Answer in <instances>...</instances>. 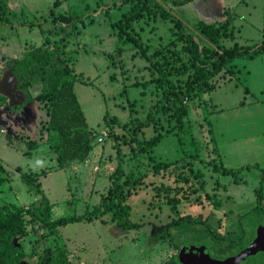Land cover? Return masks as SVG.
<instances>
[{
	"label": "rangeland",
	"instance_id": "374dc122",
	"mask_svg": "<svg viewBox=\"0 0 264 264\" xmlns=\"http://www.w3.org/2000/svg\"><path fill=\"white\" fill-rule=\"evenodd\" d=\"M160 1L187 25L218 24L229 17L233 38L221 41L225 48L264 43V0H193L184 5L173 4L179 0ZM0 5V79L9 70V59L20 57L47 36L52 40L63 36L78 78L74 91L94 136L87 161L59 168L45 141L25 154L28 140L45 138L48 120L41 103L25 108L23 122L12 121L10 132L0 129V164L8 177L1 203L22 207L38 203L40 196L28 192L21 181L25 173L40 175L41 188L53 206L52 219L80 215L98 205L112 187L118 165L121 182L131 174L142 181L134 184L126 201L138 228L123 232L108 214L92 222L31 231L16 241L27 264H37L42 252L55 247L65 249L70 264H177L179 239H170L167 225L180 217L205 224L219 239L240 237V217L256 205L260 168H264V53L234 59L228 71L214 80L215 91L186 99L188 114L181 127L171 112H152L163 99L161 87L149 82L147 61L154 49L169 43L175 24L172 15L145 17L133 24L149 46L140 49L124 42L114 26L130 7L124 0H0ZM59 15L72 18L63 33L59 24H52ZM39 91L34 86L31 94ZM6 100L0 95V107ZM148 115L156 120V127L151 123L136 128L135 123ZM158 134L163 138L156 146L134 154V135L146 142ZM245 166L249 168L236 171ZM186 184L193 191L190 200L174 206L157 192L161 186L171 187L174 196L175 188ZM198 195L199 202L194 201ZM247 219L251 216L244 222L252 223ZM255 261L264 264V254Z\"/></svg>",
	"mask_w": 264,
	"mask_h": 264
},
{
	"label": "trees",
	"instance_id": "16d2710c",
	"mask_svg": "<svg viewBox=\"0 0 264 264\" xmlns=\"http://www.w3.org/2000/svg\"><path fill=\"white\" fill-rule=\"evenodd\" d=\"M193 0L174 1V5H184ZM128 6V11L121 19L114 23L120 31V38L134 47L149 49L133 28L135 22L147 17L148 19L165 15H172L175 18L174 26L170 28L171 39L165 48H157L147 55L150 64L151 79L162 90L163 103L156 104L153 113H172L177 126H183L184 117L188 114V109L184 101L192 100L196 96L211 94L216 89L215 79L221 77L228 71L227 65L234 59L247 56L252 58L257 54L264 53V43L256 46H238L235 43L232 47L225 48L221 41L233 38V31L230 27V18L218 24H206L199 21L193 25L183 23L182 19L175 15L171 8L166 7L160 0H124ZM2 8V5H0ZM162 18V19H163ZM70 16L59 15L52 19V24H59L60 32H65V26L71 23ZM2 21V19H0ZM92 22V20H90ZM48 31V35H51ZM52 40L50 36L45 37L39 45L29 46L18 58H11L8 62V69L13 74L17 88L24 97V101L17 107L26 106L34 102L41 103L47 110L48 120L44 128L46 136L40 141H27L29 154L31 150L38 148L39 142L45 141L48 147L55 154V160L59 168H65L74 162H85L88 160L93 150V135L89 129L85 114L79 104L74 91V84L78 80L74 73V68L68 58L69 52L65 38ZM119 55L120 50H116ZM156 73V75L153 74ZM229 73V72H228ZM85 83V82H84ZM34 86H39L37 95H32L30 90ZM248 91V90H246ZM156 127V120L148 115L145 121L135 123L136 128H146L151 124ZM175 125V126H176ZM163 135H156L146 142H142L134 135L132 141L137 145L133 151L145 152L149 148L156 146ZM11 140V138H8ZM117 148V146H115ZM258 166H253L257 168ZM247 166L237 169L241 171ZM121 168L118 165L115 170L112 187L108 194L103 196L100 203L92 209L87 208L80 215L69 217L51 218L53 206L44 194L39 174L25 173L21 176V181L28 187V192L40 196V200L35 205L21 207L13 203H2L0 206V264H19L12 251V237L19 234L26 238L31 231L40 229H54L64 227L71 223L92 222L104 215L110 214L116 222V226L123 232H128L138 228V225L131 220L130 208L126 204L127 198L131 195L134 184H140L139 177L128 176L121 182ZM232 174V172L230 173ZM195 176V175H194ZM2 165L0 164V191L7 182ZM200 184L201 181L199 180ZM264 168H260L259 187L256 190V205L247 214L257 213L261 208L263 199ZM171 187L161 186L158 193L163 192V198L174 206L181 200H190V191L187 184L183 187L175 188L174 196H171ZM182 192V193H181ZM181 193L180 195H178ZM198 195L194 201L199 200ZM159 199V197H158ZM199 202V201H197ZM246 215V214H244ZM244 215L241 216L244 217ZM177 221V222H176ZM169 226L174 228V237H183L188 232L196 230L191 225H183L191 222L178 219ZM183 221V222H181ZM209 230H199L201 237L208 238ZM170 235V234H168ZM174 240V239H173ZM215 240V241H213ZM212 252L216 255L220 253L232 254L237 250L236 245H218L215 238L210 240ZM7 248V259L2 257L3 247ZM241 248V247H240ZM217 249L218 251H214ZM219 249L221 251H219ZM13 253V254H12ZM26 256L24 254V260ZM23 264H27L24 261ZM37 264H70L67 259L65 249L55 247L48 249L39 255Z\"/></svg>",
	"mask_w": 264,
	"mask_h": 264
},
{
	"label": "flooded vegetation",
	"instance_id": "af4514ba",
	"mask_svg": "<svg viewBox=\"0 0 264 264\" xmlns=\"http://www.w3.org/2000/svg\"><path fill=\"white\" fill-rule=\"evenodd\" d=\"M9 62V61H8ZM30 93H31V90H30ZM12 97H6V101H5V105L1 106L3 107L2 110L4 113L3 115V118L6 120V119H10L12 120V117H15L14 119L16 120V122H23L24 119H21V116L23 115L24 113V109L31 106L32 104H29V105H26V106H21V107H17L19 104H21L23 101H24V97L23 95L20 93V91L18 90L17 88V83H16V87L14 89L13 92H11ZM12 98V99H11ZM12 102V103H10ZM35 103V102H34ZM11 106L10 107V110H5V107L6 106ZM5 110V111H4ZM19 114V116H18ZM14 122V121H13ZM3 191V190H2ZM2 191H0V194L2 193ZM263 201V199H262ZM261 201V203H262ZM2 201H0V205L2 204L1 203ZM10 203H12L11 201H9ZM7 203V202H6ZM15 204V203H13ZM17 205V204H15ZM262 205V204H261ZM20 206V205H18ZM1 207V206H0ZM22 207V206H21ZM255 208V207H254ZM253 208V209H254ZM251 209V210H253ZM250 211V210H249ZM249 211L245 212L244 214V217H240V226H241V235L238 239H234V240H225V239H219L217 238L216 236L213 235L212 231L205 226V224H200L199 222H195L193 219H185V217H180L181 220H186V221H191V222H185L183 225H191L192 223V227L196 230L195 232H188L185 234V236L183 237H177V238H173L175 235V231H174V228H170L174 233L171 234V230H169L168 226L172 223H170L169 225H167V235H169L170 239L173 240V239H179V244H178V250H177V254H176V263L177 264H181L179 262V259H178V254L179 252L181 251L182 248L184 247H192V248H199L201 246H204L207 251H208V255L210 257V259L212 260H215V261H223L225 260L226 258H229V257H232V256H235L237 255L239 252H241L242 250H244L245 248H247L253 241L254 239L257 237L258 235V229L261 227L262 229H260V232L262 235H264V209H263V206H261L260 208V211L258 210L257 213H251V214H247ZM242 216V215H241ZM251 216L252 220H249V221H252V223L250 222H247V224L250 226H247L246 222H244V219H246L247 217ZM178 218V219H180ZM177 219V220H178ZM256 219V221H255ZM177 222V221H176ZM183 222V221H181ZM254 222V223H253ZM200 226V228H199ZM253 227V228H252ZM206 229V230H209L208 232V238H206V236L204 237H201L199 235V230L201 229ZM192 239V242H188L186 241V239ZM215 238L217 240V244L218 245H227V244H232V245H236L237 247V250L234 252V249L232 250V254H228V252H226L225 254L224 253H220L219 255H216L214 252H212V246H211V243H210V240ZM23 236L17 234L15 236L12 237V251L14 253V251L16 252L15 253V257L19 260V264H23L24 263V251L23 249L16 244V241L17 240H23ZM183 241V242H182ZM215 241V240H213ZM209 243V245L206 244ZM241 247V248H240ZM264 248V246H263ZM214 251H218L217 249H215ZM219 251H221L219 249ZM12 253V254H13ZM258 254H264V249L262 251H259L253 255H250V256H247L245 258V260L239 262L238 264H258L256 261H255V257L258 255ZM7 248L6 246L3 247V254H2V257L4 258V260L7 259ZM26 256V255H25ZM38 261V260H37Z\"/></svg>",
	"mask_w": 264,
	"mask_h": 264
},
{
	"label": "water",
	"instance_id": "95a60500",
	"mask_svg": "<svg viewBox=\"0 0 264 264\" xmlns=\"http://www.w3.org/2000/svg\"><path fill=\"white\" fill-rule=\"evenodd\" d=\"M8 80V82H5ZM10 86V88H9ZM16 87V80L10 70L6 71L2 79L0 80V94L12 97V90ZM3 126V124H1ZM10 132V128L6 129ZM260 229H258V235L254 241L244 250L239 252L237 255L226 258L223 261H215L210 259L208 251L204 246L199 248L184 247L178 254V259L181 264H238L239 262L245 260L247 256L253 255L264 248V235L261 234Z\"/></svg>",
	"mask_w": 264,
	"mask_h": 264
},
{
	"label": "crops",
	"instance_id": "0c3cea01",
	"mask_svg": "<svg viewBox=\"0 0 264 264\" xmlns=\"http://www.w3.org/2000/svg\"><path fill=\"white\" fill-rule=\"evenodd\" d=\"M223 20H226V18H222V21ZM221 21V22H222ZM2 79V78H1ZM0 79V80H1ZM5 82H8V80H6ZM9 88H10V86H9ZM14 91V89L12 90V92ZM0 95H2V94H0ZM4 95V94H3ZM4 96H6V97H8L7 95H4ZM9 98V97H8ZM12 98H13V96H12ZM11 98V99H12ZM2 108L3 107H0V109L2 110ZM0 114H1V116H0V118H3V115H4V112L2 111V112H0ZM24 114V113H23ZM18 116H19V114H18ZM15 117H12V120L10 119V124L8 123V119H6V120H2V123H3V126L1 125V121H0V129H2V128H4L5 130L7 129V127H9L11 130L13 129L12 127V121H15L16 122V120L14 119ZM6 132H8L7 130H6ZM2 165V164H1Z\"/></svg>",
	"mask_w": 264,
	"mask_h": 264
},
{
	"label": "built area",
	"instance_id": "2783aa9c",
	"mask_svg": "<svg viewBox=\"0 0 264 264\" xmlns=\"http://www.w3.org/2000/svg\"><path fill=\"white\" fill-rule=\"evenodd\" d=\"M102 136H103V137H105V136H106V133H105V132H103V133H102ZM102 140H103V138L101 137V138L99 139V141H101V142H102Z\"/></svg>",
	"mask_w": 264,
	"mask_h": 264
}]
</instances>
